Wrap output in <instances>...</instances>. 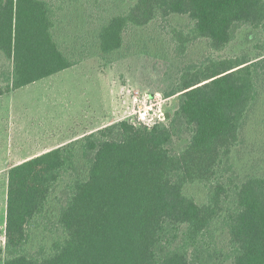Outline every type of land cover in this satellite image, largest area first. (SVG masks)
<instances>
[{
  "label": "trees",
  "instance_id": "trees-1",
  "mask_svg": "<svg viewBox=\"0 0 264 264\" xmlns=\"http://www.w3.org/2000/svg\"><path fill=\"white\" fill-rule=\"evenodd\" d=\"M79 7L94 29L74 48L59 32ZM155 23L178 59L199 41L210 49L167 93L176 109L168 121L119 120L11 167L4 264H264V164L237 167L264 96V0H0V97L129 51L127 35ZM245 27L258 35L255 54L222 55Z\"/></svg>",
  "mask_w": 264,
  "mask_h": 264
},
{
  "label": "rangeland",
  "instance_id": "rangeland-1",
  "mask_svg": "<svg viewBox=\"0 0 264 264\" xmlns=\"http://www.w3.org/2000/svg\"><path fill=\"white\" fill-rule=\"evenodd\" d=\"M172 22L178 26L189 24L185 16H173ZM93 29L87 24L85 9L79 7L61 25L59 33L71 47L79 48L87 42L85 38H91L87 34ZM257 36L255 30L242 28L222 55L244 51L254 55ZM126 39L132 45L129 51L114 56L95 55L0 97V247L6 241L11 167L119 120L154 123L164 112L168 121L167 115L177 107V96L167 93L182 67L187 62L200 61L210 50L207 41H199L190 47L186 59H178L157 23L132 31ZM6 63L0 53V71ZM147 105L155 116L144 122L139 113ZM246 132L247 145L237 161L242 174L252 171L255 161L264 164V96ZM184 143L185 140L180 141L179 146ZM189 192L199 200L205 197L203 188L190 187ZM0 264H4L2 259Z\"/></svg>",
  "mask_w": 264,
  "mask_h": 264
},
{
  "label": "built area",
  "instance_id": "built-area-1",
  "mask_svg": "<svg viewBox=\"0 0 264 264\" xmlns=\"http://www.w3.org/2000/svg\"><path fill=\"white\" fill-rule=\"evenodd\" d=\"M147 106H148L149 109L146 108V109L144 110L143 113H142V112L139 113V114H140V119H142L144 122H145V121H148V120H150V119H153L152 117L155 116V115H154L155 113H153V108H152L151 106H149V105H147ZM157 118L159 119L158 121H165V120H166V115H165L164 112H161V113L158 115ZM150 121H152V120H150ZM156 122H157V120L154 121V123H156ZM154 123H153V122H148V124L145 123V125L151 126V125H153ZM150 124H151V125H150Z\"/></svg>",
  "mask_w": 264,
  "mask_h": 264
}]
</instances>
